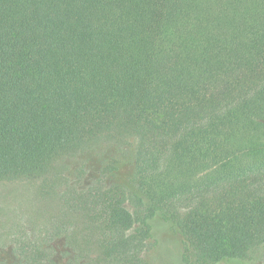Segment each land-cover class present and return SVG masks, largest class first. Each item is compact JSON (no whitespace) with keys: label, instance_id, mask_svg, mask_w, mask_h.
Segmentation results:
<instances>
[{"label":"trees","instance_id":"obj_1","mask_svg":"<svg viewBox=\"0 0 264 264\" xmlns=\"http://www.w3.org/2000/svg\"><path fill=\"white\" fill-rule=\"evenodd\" d=\"M103 143H133L134 168L112 157L114 184L60 202L94 226L73 241L105 264H148L158 220L181 235L184 264L255 261L264 0H0V179H39L51 194L66 158ZM23 248L26 263L48 264Z\"/></svg>","mask_w":264,"mask_h":264},{"label":"rangeland","instance_id":"obj_2","mask_svg":"<svg viewBox=\"0 0 264 264\" xmlns=\"http://www.w3.org/2000/svg\"><path fill=\"white\" fill-rule=\"evenodd\" d=\"M134 147L133 143L125 146L103 143L66 158L58 186L47 188V191L55 190L51 194L42 193L39 179H0V264H28L22 258L24 246L40 247L48 264H105L99 260L96 249L88 251L69 237L74 231L86 227L82 232H89L94 226L78 223L73 218L72 206L61 207L60 202H70L101 186L114 184L113 179L104 177L102 169L112 157L121 158V173L132 171ZM124 205L135 213L131 201ZM140 226L136 221L127 234H136ZM181 249V235L170 223L156 220L154 237L144 242L140 257L148 264H184ZM235 262L224 264H264V249L255 261Z\"/></svg>","mask_w":264,"mask_h":264}]
</instances>
